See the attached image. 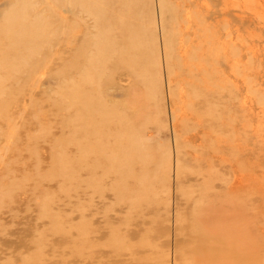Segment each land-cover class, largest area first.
<instances>
[{
  "label": "rangeland",
  "instance_id": "obj_1",
  "mask_svg": "<svg viewBox=\"0 0 264 264\" xmlns=\"http://www.w3.org/2000/svg\"><path fill=\"white\" fill-rule=\"evenodd\" d=\"M28 1L75 25L48 31L21 72L0 69V264H210L257 239L245 255L264 264V0H87L84 14L0 0V13ZM79 92L107 120L71 106ZM127 139L148 154L130 176L82 154L118 157Z\"/></svg>",
  "mask_w": 264,
  "mask_h": 264
},
{
  "label": "bare ground",
  "instance_id": "obj_2",
  "mask_svg": "<svg viewBox=\"0 0 264 264\" xmlns=\"http://www.w3.org/2000/svg\"><path fill=\"white\" fill-rule=\"evenodd\" d=\"M51 2L53 4H56L58 7H60V9L63 8L64 11L67 13H73L74 11L72 8H74L75 6H77L80 9L81 13L83 14L86 12L88 13L87 6L89 2L87 0H51ZM40 3H41L40 1L38 2L28 1V3L24 2V4L22 2L20 6L25 5V7H22L21 9L19 8L20 7L19 4L14 3L11 5L14 11L6 14H4V11H1L0 51H4L5 58L7 59V61H5L4 63H0V69L10 67L13 68L15 72H21L23 67L31 59L32 54L39 53L40 51L39 47L43 46L44 38L47 35L48 31L53 30L52 32L53 35L57 39H62V37L65 35V32L67 30L71 31L74 29L73 25L75 24L72 23L66 24V20L69 19L67 13L66 14L68 18L61 17L60 18L61 20H59L60 15L58 14L59 13L58 10H57L58 12L57 15L54 16L51 14L52 9H54V7L52 6L54 5L51 6L50 4H47L44 7H40ZM89 8L97 11L98 7L95 5H90ZM64 26L66 28H64ZM2 43H5L6 45H2ZM111 49H112V44H100V50L98 55L96 56V58L94 57L91 60V64L96 63L93 67V70L95 71L96 74L100 75L104 72L103 58L108 51H111ZM11 56L14 57L12 58ZM124 59L130 60L132 62L136 61L134 56L126 57L124 55ZM4 92H5V85L4 82L0 79V93H4ZM71 96L78 99L76 101V104L74 102H70L71 106L75 105L77 108H79L77 106V103L85 102L87 103L85 108L88 107L90 114L95 108H98L100 110V117L104 120H107L106 114L109 113L105 111V105L101 97H97L94 100L89 101V99L80 92L78 94L75 95L73 94ZM2 103L4 104V102ZM87 113H88L87 109L78 110L71 117L70 124L75 125L79 121L83 122L82 118H86ZM84 127L86 128V125H84ZM122 145L125 148H128L130 152H124L121 156L118 157H116L112 153H103L100 147H94L92 149L86 150L82 152V154L83 156H86L87 154L85 153L94 151L97 154L101 155V157H105L106 161L109 163L110 168H112V170H116L122 174L129 175L131 171H133L132 164L137 161H145L148 158V154L140 151L136 146V144L129 139L124 140L122 142ZM145 180L146 179H143L140 185H144ZM260 230L263 231V236H264V224L260 226ZM255 231H257V229ZM256 243H257L256 247L261 248L263 240L261 241V239L259 240L257 239V242L255 243L251 242L250 240L248 243V241L245 240L244 244L242 245V249H238V251L241 252V254L236 253V255L229 248L222 250L219 249L215 250L213 251V253H210V255L208 254L209 256L208 262L210 264H257V263H250V261H247L245 255L246 247L248 245H251L253 248L254 244ZM219 255L229 259L225 261H219L217 257ZM259 258L260 256H256L254 260L256 261ZM203 264L205 263L203 262Z\"/></svg>",
  "mask_w": 264,
  "mask_h": 264
}]
</instances>
